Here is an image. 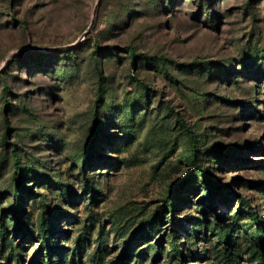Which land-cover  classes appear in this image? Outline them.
Masks as SVG:
<instances>
[{"label": "rangeland", "instance_id": "rangeland-1", "mask_svg": "<svg viewBox=\"0 0 264 264\" xmlns=\"http://www.w3.org/2000/svg\"><path fill=\"white\" fill-rule=\"evenodd\" d=\"M258 229L264 0H0V264H260Z\"/></svg>", "mask_w": 264, "mask_h": 264}, {"label": "trees", "instance_id": "trees-1", "mask_svg": "<svg viewBox=\"0 0 264 264\" xmlns=\"http://www.w3.org/2000/svg\"><path fill=\"white\" fill-rule=\"evenodd\" d=\"M98 103L96 104V108H95V112H94V115H95V120L96 122L99 121V111H100V108H101V105H100V102H99V99L97 101ZM22 177H19L15 174V191L17 192L18 190V187L22 181L21 179ZM202 180H204L209 186H208V191H207V196H211L213 195V181L212 179L207 175V174H204ZM30 190H34L33 188H30ZM211 192V193H210ZM19 196H17V199H16V202H15V211H16V216H20V212L25 208L24 204H22L18 198ZM251 213L253 215V218L254 220L256 221V223L259 222V213L254 210V209H251ZM256 236H257V241H258V244L260 246V249H261V256H260V264H264V232L260 231V229L257 230L256 232ZM175 247H176V250L179 252V245L178 243L175 244ZM49 263L51 264V261H49Z\"/></svg>", "mask_w": 264, "mask_h": 264}, {"label": "water", "instance_id": "water-1", "mask_svg": "<svg viewBox=\"0 0 264 264\" xmlns=\"http://www.w3.org/2000/svg\"><path fill=\"white\" fill-rule=\"evenodd\" d=\"M90 28L91 27H89L88 29H87V31L86 32H88L89 30H90ZM17 53V51L16 52H14V53H12V55L11 56H13V55H15ZM2 69V68H1Z\"/></svg>", "mask_w": 264, "mask_h": 264}]
</instances>
